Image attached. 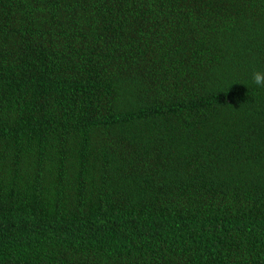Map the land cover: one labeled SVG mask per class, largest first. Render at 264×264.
<instances>
[{
    "label": "trees",
    "instance_id": "1",
    "mask_svg": "<svg viewBox=\"0 0 264 264\" xmlns=\"http://www.w3.org/2000/svg\"><path fill=\"white\" fill-rule=\"evenodd\" d=\"M264 0H0V264H264Z\"/></svg>",
    "mask_w": 264,
    "mask_h": 264
},
{
    "label": "clouds",
    "instance_id": "2",
    "mask_svg": "<svg viewBox=\"0 0 264 264\" xmlns=\"http://www.w3.org/2000/svg\"><path fill=\"white\" fill-rule=\"evenodd\" d=\"M252 83L257 87L264 88V72L256 70L252 73Z\"/></svg>",
    "mask_w": 264,
    "mask_h": 264
}]
</instances>
